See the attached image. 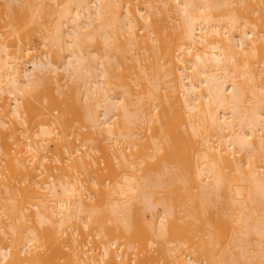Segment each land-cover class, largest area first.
Returning a JSON list of instances; mask_svg holds the SVG:
<instances>
[{"label":"bare ground","instance_id":"obj_1","mask_svg":"<svg viewBox=\"0 0 264 264\" xmlns=\"http://www.w3.org/2000/svg\"><path fill=\"white\" fill-rule=\"evenodd\" d=\"M0 218V264H264V0H0Z\"/></svg>","mask_w":264,"mask_h":264},{"label":"rangeland","instance_id":"obj_2","mask_svg":"<svg viewBox=\"0 0 264 264\" xmlns=\"http://www.w3.org/2000/svg\"><path fill=\"white\" fill-rule=\"evenodd\" d=\"M158 199H159V195H157V196L154 197V200H155L156 202H158ZM3 220H4L5 222H6V221L8 222V223L6 222V225H9V221L7 220V218H4V219H3V218H2V219L0 218V228H2V225L5 226V222H3ZM2 223H3V224H2ZM1 224H2V225H1ZM0 233H1V237H3L4 234L2 235L1 230H0ZM7 236H8V239H7V238L5 239L6 243L11 239V238H10L11 235H10V236L7 235ZM7 236H6V237H7ZM7 240H8V241H7ZM8 243H11V241L8 242Z\"/></svg>","mask_w":264,"mask_h":264}]
</instances>
